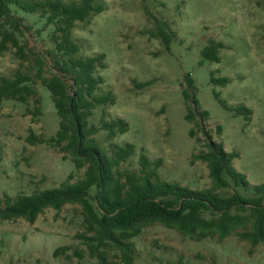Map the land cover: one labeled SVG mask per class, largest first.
<instances>
[{
	"label": "rangeland",
	"instance_id": "obj_1",
	"mask_svg": "<svg viewBox=\"0 0 264 264\" xmlns=\"http://www.w3.org/2000/svg\"><path fill=\"white\" fill-rule=\"evenodd\" d=\"M101 1L104 10L88 23L77 22L72 31L82 54L104 53L105 67L98 70L103 78L99 92L111 91L115 96L113 104L94 110L90 123L98 125L104 110L105 118L122 117L129 128L111 140L98 131L99 144L109 149L114 142H130L136 154L122 164L123 169H137L142 151L151 159H162L157 171L160 180L201 189L210 186L208 168L194 155L204 149L207 132L226 151L238 154L233 166L250 184L263 183L264 0ZM19 14L31 26L21 40L32 58L21 61L13 50L4 52L0 76H11L17 68L33 72V53L45 55L52 47L50 28H43V20ZM156 22H165L168 31L175 33L169 50L148 33ZM209 39L224 44L219 62L200 55ZM186 74L193 80L190 91L198 103L191 121L185 119L187 103L182 94ZM211 76H225L229 81L223 86L213 84ZM145 81L150 83L134 84ZM34 87L36 95L27 103L0 101V200L5 194L54 188L70 174L72 181L83 174L84 168L77 170L60 148L26 141L30 130L49 138L58 128L49 91L39 80ZM189 104L194 105L191 100ZM237 106L249 108L250 114L237 115L232 110ZM36 108L39 112L34 115ZM201 110L206 114L201 115ZM219 192L226 195L231 189ZM83 230L78 204H66L59 211L46 208L33 223L23 218L0 221V264H91L94 260L86 246L74 237ZM133 242L132 264H264V244L251 248L235 235L195 241L154 224ZM61 246L69 250L54 255ZM114 261L123 264L117 258Z\"/></svg>",
	"mask_w": 264,
	"mask_h": 264
},
{
	"label": "trees",
	"instance_id": "obj_2",
	"mask_svg": "<svg viewBox=\"0 0 264 264\" xmlns=\"http://www.w3.org/2000/svg\"><path fill=\"white\" fill-rule=\"evenodd\" d=\"M103 10L101 0H0V57L13 50L21 61L32 58L21 40L31 26L24 23L19 12L42 19L43 28H50L48 39L52 43L45 55L33 53V72L17 68L11 76H0V101L27 103L36 95L34 84L39 80L50 93L58 128L49 138L30 130L26 141L60 148L69 154L77 170L84 168L82 176L72 181L70 174L54 188L14 196L5 194L0 200V221L23 218L33 223L46 208L59 211L66 204H78L84 230L74 237L86 246L94 260L91 264H113L115 258L123 264H132L133 240L154 224L174 229L195 241L222 240L235 235L248 241L251 248L264 244V182L250 184L233 166L238 154L226 151L209 133L204 132V149L194 155L208 168L210 186L201 189L160 180L157 171L162 159H151L142 151L137 157V169H123L122 164L136 154L135 145L130 142H114L109 149L99 144L95 137L98 131H104L106 140H111L129 126L122 117L105 118L104 110L98 125L90 123L94 110L113 104L115 96L111 91L99 92L103 78L98 70L105 67L104 53L82 54L72 31L77 22L88 23ZM156 23L155 29L148 33L160 38L169 50L175 33L168 31L165 22ZM223 46L221 41L209 39L200 55L205 60L219 62V50ZM185 79L187 88L182 90L187 103L185 119L191 121L198 103L190 91L191 76L186 74ZM210 81L223 86L229 79L211 76ZM149 83L134 82L138 87ZM190 100L194 105L189 104ZM232 110L237 115L251 112L245 106ZM38 112L36 108L33 114ZM199 113L206 114L202 110ZM189 134H194L192 129ZM225 189L231 192L220 194L219 190ZM67 250V246L57 247L54 255Z\"/></svg>",
	"mask_w": 264,
	"mask_h": 264
}]
</instances>
